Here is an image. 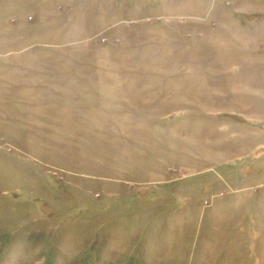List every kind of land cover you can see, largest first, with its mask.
Segmentation results:
<instances>
[{
    "label": "rangeland",
    "instance_id": "1",
    "mask_svg": "<svg viewBox=\"0 0 264 264\" xmlns=\"http://www.w3.org/2000/svg\"><path fill=\"white\" fill-rule=\"evenodd\" d=\"M0 264H264V0H0Z\"/></svg>",
    "mask_w": 264,
    "mask_h": 264
}]
</instances>
